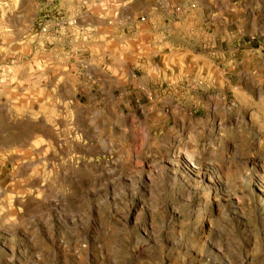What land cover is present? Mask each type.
I'll return each mask as SVG.
<instances>
[{
  "label": "rangeland",
  "instance_id": "obj_1",
  "mask_svg": "<svg viewBox=\"0 0 264 264\" xmlns=\"http://www.w3.org/2000/svg\"><path fill=\"white\" fill-rule=\"evenodd\" d=\"M0 264H264V0H0Z\"/></svg>",
  "mask_w": 264,
  "mask_h": 264
},
{
  "label": "bare ground",
  "instance_id": "obj_2",
  "mask_svg": "<svg viewBox=\"0 0 264 264\" xmlns=\"http://www.w3.org/2000/svg\"><path fill=\"white\" fill-rule=\"evenodd\" d=\"M209 122V121H208ZM215 124V123H214ZM209 126V125H208ZM211 126H214L213 125V122H212V124H211ZM210 127V126H209ZM217 127V126H216ZM208 128V127H207ZM207 135H208V137L209 138H212L213 139V141H212V143H211V145H213L214 143H215V141L217 140L216 138V136H217V130L215 129V126L214 127H211V128H209L208 130H206V132H205ZM181 136V135H180ZM216 137V138H215ZM127 138V137H126ZM172 138V137H171ZM218 139H219V137H218ZM180 141V140H179ZM178 141V139L176 138H174L172 141H171V146L168 148V153H169V155L172 157V156H177L178 157V155L180 156V154L182 155V153H180L179 154V152H178V148L176 149V147L175 146H173L175 143H178L179 142ZM210 141V140H209ZM218 141V140H217ZM220 141V140H219ZM223 141V140H222ZM180 145V144H179ZM224 146V145H223ZM226 146H228V145H226ZM181 149V148H180ZM211 151V150H210ZM176 157V158H177ZM181 158V157H180ZM178 166V165H177ZM187 167V166H186ZM192 167V166H191ZM188 168V167H187ZM193 168V167H192ZM186 170V169H185ZM196 171V170H195ZM182 172V171H181ZM186 172V171H185ZM207 179V178H206Z\"/></svg>",
  "mask_w": 264,
  "mask_h": 264
}]
</instances>
